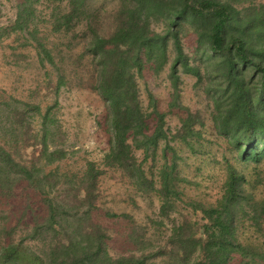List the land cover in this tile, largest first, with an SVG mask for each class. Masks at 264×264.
Wrapping results in <instances>:
<instances>
[{
    "label": "trees",
    "instance_id": "trees-1",
    "mask_svg": "<svg viewBox=\"0 0 264 264\" xmlns=\"http://www.w3.org/2000/svg\"><path fill=\"white\" fill-rule=\"evenodd\" d=\"M18 1L10 30L27 33V40L36 42L41 64L47 61L56 66L45 38L39 37L40 23L49 24L51 34L69 38L68 49L82 43L70 64L79 76L76 86L99 94L105 102L110 138L101 164L89 161L76 174L62 175L58 169L47 173L45 167L67 157L55 141L56 120L50 113H40L39 106L32 107L41 116L42 128L29 136L30 123L24 126L27 112L14 110V123L27 131L21 140L27 145L34 141L40 149L28 163H22L14 158L8 143L0 142V201L12 205L22 187L28 202L32 197L41 199L44 215H28L31 219L27 217L24 223L28 229L18 238L16 227L27 214L18 217L16 225H12V216L0 215V222L6 221L0 223V264H150L151 257L145 255L109 254L108 237L93 220L105 169L122 171L138 193L155 194L162 203L159 213L163 218L176 211L179 203L202 214V224L183 215L173 228L169 264H231L235 259L237 264H264V245L241 232L249 223L263 233L264 198L257 199L254 192L264 179H249L223 156L227 177L220 198L214 204L188 201L186 186L192 181L180 169V153L187 149L193 155L203 154L206 139L196 126L204 123L188 111L176 134L169 135L165 114L152 95V111L145 109L139 87L146 71L158 77L169 68V80L177 93L180 73L201 81L202 64L214 130L227 140V151L236 163H263L264 5H256V0H125L126 5L110 14L112 21L102 32L87 10L94 0H67L68 9L53 10L48 20L37 9L41 0ZM153 24H163L162 30L155 31ZM80 25L83 29L76 33ZM185 26L196 36V64L183 49ZM67 84L66 76L60 75L56 90ZM135 151H142L141 160ZM30 208L27 203L25 212ZM80 215L79 229L65 233L58 218ZM200 231L202 237H198Z\"/></svg>",
    "mask_w": 264,
    "mask_h": 264
},
{
    "label": "rangeland",
    "instance_id": "rangeland-1",
    "mask_svg": "<svg viewBox=\"0 0 264 264\" xmlns=\"http://www.w3.org/2000/svg\"><path fill=\"white\" fill-rule=\"evenodd\" d=\"M255 4L264 5V0H256ZM17 5H19L18 0H0V29H2L0 142L8 143L17 161L28 163L40 147L37 145L36 147L33 144L34 141L27 145L21 140L27 131L14 123L17 118L13 120V112L15 109L17 112H27L24 126L30 123L29 136H34L42 128V119L39 114L31 110L32 107L39 106L40 113H50V116L56 120L55 127H58V130L55 141L67 152L66 159L45 167L47 173L58 169L62 175L76 174L82 172L89 161L101 164L109 150L110 136L106 131V105L99 94L76 86L79 76L74 75V69L70 65L72 58L81 52L82 43L76 42L74 47L68 49L69 38L51 34L50 25L40 23L39 37L42 41L45 38L48 49L55 57L56 66L47 61L44 65L41 64L36 42L28 41L30 37L27 33H14L10 30L17 18ZM88 5L89 14L94 15L92 21L97 24V27L99 26V30L106 32L112 21L110 14L126 3L125 0H94ZM37 9L41 17L48 20L53 10L66 11L68 1L41 0ZM94 10L98 12L95 13ZM152 27L160 32L163 24H153ZM82 29L80 25L75 31L78 33ZM181 40L185 53L191 62L196 64L199 59V55L195 53L196 36L190 27H184ZM88 63L89 60L86 59L84 65L88 66ZM200 66L203 79L199 81L195 76L180 73L181 82L177 93L169 80V68L158 77L146 71L145 78L139 80V87L145 109L152 111L153 107L149 99L152 95L158 110L165 114L169 135L176 134L181 126V119L186 117L188 111L193 115L198 114L199 119L204 123L202 127L196 126L203 132L206 139L203 144V154L193 155L185 149L180 153L183 160L180 161L179 166L183 175L192 181L186 186V199L214 204L222 195L223 184L227 177L223 156H226L249 179L253 180L258 176L264 179V162L258 166L252 163H236L233 155L227 151V140L219 136L213 128L211 120L213 105L205 93L206 70L202 64ZM60 75L66 76L68 84L57 91L56 86ZM173 103L176 106H173ZM51 149H54L53 145ZM135 156L141 160L142 151H135ZM62 187L67 188L65 185L60 188ZM254 193L257 199L264 198V184L259 185ZM17 195L16 200L11 202L12 205L0 201V215L12 216V225H16L18 217L23 213L27 214L22 223L16 227V238L28 229L24 225L28 221L27 217L31 219L28 215L35 216V213L44 215V206L39 197H32L28 202L27 191L22 187L17 189ZM27 203L31 204V208L25 212ZM97 204L98 208L94 211L93 220L102 227L108 237L109 254L112 257L130 254L145 255L151 257L150 264L170 263L169 254L172 247L169 239L175 225L178 226L182 222L183 215L200 224L203 223L200 212L195 214L191 208L181 203L168 217H161L160 199L155 194L138 193L118 169H105V174L99 180ZM82 218L81 215L59 217L58 221L63 231L70 235L79 229ZM0 223L3 225L6 221L3 220ZM261 228L263 233H257L248 223L241 232L243 237L252 236L253 240L264 245V222ZM202 236L200 231L198 237ZM161 252L164 255L152 257ZM231 264H237V260L235 259Z\"/></svg>",
    "mask_w": 264,
    "mask_h": 264
}]
</instances>
